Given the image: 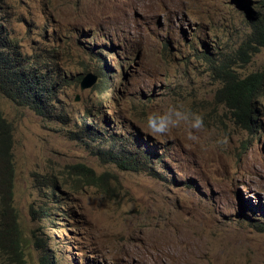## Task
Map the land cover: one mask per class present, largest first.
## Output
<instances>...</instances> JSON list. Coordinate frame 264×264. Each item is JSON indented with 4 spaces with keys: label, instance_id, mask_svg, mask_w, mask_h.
Listing matches in <instances>:
<instances>
[{
    "label": "rangeland",
    "instance_id": "obj_1",
    "mask_svg": "<svg viewBox=\"0 0 264 264\" xmlns=\"http://www.w3.org/2000/svg\"><path fill=\"white\" fill-rule=\"evenodd\" d=\"M244 3L259 12L264 0H0L13 50L68 75L47 116L0 92L24 264L45 253L54 264H264V90L251 132L221 92L231 72L264 71V47L246 62L236 52L250 30ZM88 73L95 82L80 89ZM164 101L203 115L197 140L183 126L146 131ZM146 144L157 154L144 170L116 165Z\"/></svg>",
    "mask_w": 264,
    "mask_h": 264
},
{
    "label": "trees",
    "instance_id": "obj_2",
    "mask_svg": "<svg viewBox=\"0 0 264 264\" xmlns=\"http://www.w3.org/2000/svg\"><path fill=\"white\" fill-rule=\"evenodd\" d=\"M242 5L249 13L250 30L245 34L236 52L244 55L246 62L252 54L264 47V3L259 4V12L250 9L246 3ZM95 56L97 59L101 54L96 53ZM106 66L104 62L97 72L100 74L99 82L104 85L107 83L106 77L109 72L105 69ZM66 78L68 75L65 71L31 63L26 56L20 54L18 48L13 50V43L7 37L6 26L0 21V92L4 96L17 104L28 107L37 115L47 116L52 111L58 87ZM80 78L78 74L77 79ZM227 78L233 80H227ZM223 80L225 82L221 92L227 100L229 109H235L237 121L249 132L258 128L257 116L260 112L255 100L262 96L264 90V71L251 72L239 79L236 78L234 72H231ZM82 119L85 126L87 123L84 120H91L87 114H83ZM82 130L83 128L74 133L79 134ZM86 134L90 135L89 130H86ZM112 141L119 144L117 139H112ZM11 148V124L0 112V254L7 256L15 263L24 264L22 234L18 215L12 203L14 167ZM153 153L155 152L147 146L144 150L142 145H139L132 150L122 149L115 155L114 161L121 169L144 170L149 160L148 155ZM74 167L81 169L84 173H92L91 169L86 166L75 165ZM53 193L52 189L50 194ZM45 211L44 208H40V212L45 214ZM33 212L34 210H31V213ZM40 263L54 264L55 262L52 256L45 253L41 255Z\"/></svg>",
    "mask_w": 264,
    "mask_h": 264
},
{
    "label": "clouds",
    "instance_id": "obj_3",
    "mask_svg": "<svg viewBox=\"0 0 264 264\" xmlns=\"http://www.w3.org/2000/svg\"><path fill=\"white\" fill-rule=\"evenodd\" d=\"M144 123L146 131L154 137L166 136L172 129L183 126L187 139L195 141L197 140L195 132L204 127V117L179 101H164L145 113ZM214 142L218 146H226L227 137L217 135ZM145 146L155 152L149 145Z\"/></svg>",
    "mask_w": 264,
    "mask_h": 264
},
{
    "label": "water",
    "instance_id": "obj_4",
    "mask_svg": "<svg viewBox=\"0 0 264 264\" xmlns=\"http://www.w3.org/2000/svg\"><path fill=\"white\" fill-rule=\"evenodd\" d=\"M96 76L88 73L80 80V89L89 88L95 82Z\"/></svg>",
    "mask_w": 264,
    "mask_h": 264
},
{
    "label": "bare ground",
    "instance_id": "obj_5",
    "mask_svg": "<svg viewBox=\"0 0 264 264\" xmlns=\"http://www.w3.org/2000/svg\"><path fill=\"white\" fill-rule=\"evenodd\" d=\"M97 2V1H96ZM107 8V7H106ZM261 34V33H260ZM253 38V37H252ZM260 38V37H259ZM256 53V52H255ZM98 85V84H97ZM252 86V85H251ZM253 91V90H252ZM264 95V94H263ZM89 120V119H88ZM106 173V172H105ZM30 208V207H29ZM60 236V235H59ZM194 244V243H193Z\"/></svg>",
    "mask_w": 264,
    "mask_h": 264
}]
</instances>
